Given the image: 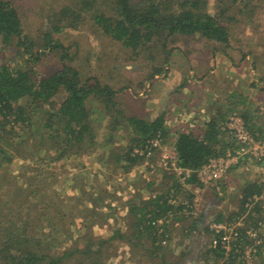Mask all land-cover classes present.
<instances>
[{"label": "trees", "instance_id": "trees-1", "mask_svg": "<svg viewBox=\"0 0 264 264\" xmlns=\"http://www.w3.org/2000/svg\"><path fill=\"white\" fill-rule=\"evenodd\" d=\"M216 1V12L213 13L209 9V0H73L72 4L63 6L51 16L58 17L53 25L56 31L67 26L79 28L89 22L111 40L122 42L135 54H141L158 48L160 44L167 48L169 38L177 35L228 45L232 36L230 24L238 21L240 14L247 12L249 5H237L239 0ZM0 38L4 47L16 49L26 61L40 60L43 54L41 51L34 52L35 43L24 30L20 11L10 0H0ZM45 45H50L51 49L62 47L59 41L50 38L45 39ZM24 53L31 56L25 57ZM246 56L243 54L242 57ZM161 72L163 69L158 67L151 77ZM61 93H64L63 99L56 101ZM117 93L115 88L96 78L83 81L79 70L67 63L46 76L40 75L34 67L26 70L0 65V166L6 160L20 158L15 153L7 152L4 147L2 140L11 139L9 144L18 148L36 141L39 148L33 155H38L41 163L45 159L54 160L57 152L55 160L60 161L79 154H90L98 146L105 150L107 147L109 154L100 158L107 165L131 171L142 164L149 150H156L154 138L164 137L167 132L163 115L146 119L136 114H125ZM89 100L99 102L101 110L109 117L107 129L110 132L117 131L120 126L127 132L126 147L117 146L112 134L98 141L99 119L91 117ZM244 106L237 113L244 119L245 126L256 140L264 138V129L257 128L249 105ZM35 114L42 115L41 119L34 118ZM224 121L223 115L213 116L204 122L205 126L200 127L202 130L199 133L195 129L177 133L174 142L176 164L192 170L189 176L186 177L184 172L176 176L165 172L160 177L163 180L160 181L162 186L153 188L159 182L147 175L142 186L148 190L146 196L141 194L143 188L137 185L132 190L134 193H128L126 187L121 188L122 195H118L120 199L123 200L122 196L127 194L121 205V211L126 210L123 219L127 222L131 218L126 229L118 226L108 238L94 236L92 232L95 225L111 228L114 208L109 203L106 207L110 211L105 212L104 206L100 202L97 205L98 201L92 198L89 201L93 205L88 207L91 217L89 225L86 227L81 223L84 229H89V234L85 235L86 245L81 247L79 244L72 246L71 243H64V249L58 252L56 238L50 237V233L43 230L40 220L42 212L39 210L43 209V205L32 204L27 199L24 215L18 218L17 224L12 220L15 222L14 229L9 221L0 222V264H105L106 259L109 260L113 255L110 245L114 240L122 238H126L132 252H146L145 255L153 261L147 264H189L190 261L182 258L177 262L169 260L168 249L174 241L170 236L171 226L176 221L187 220L186 209L190 212L195 209L192 206L194 195L183 190L187 184L192 188L204 185L196 170L212 158L228 157L235 153L231 149L235 147L236 141L229 134L228 119ZM17 126L21 129L29 128L26 138L19 133ZM46 141L51 142V148L44 146ZM140 151H144V154ZM248 155H244L245 158ZM251 158L255 159L254 156ZM263 190L264 182L260 179L246 181L242 187L239 209L229 214L228 209L217 212L212 223H226L234 228L235 234L228 243L222 241L224 229L212 228L211 224L199 229V232L204 231L211 236L204 244L207 262L245 264L238 259L244 256L249 246L256 249V254L261 253L258 248L264 245V201L256 200L255 197L260 196ZM116 191L119 188L107 194L113 197ZM184 192L188 195L187 202L179 198ZM205 214L202 211L195 217V226L204 221ZM158 258L160 261L157 263ZM136 261L139 264L145 262L142 257H137Z\"/></svg>", "mask_w": 264, "mask_h": 264}, {"label": "rangeland", "instance_id": "rangeland-1", "mask_svg": "<svg viewBox=\"0 0 264 264\" xmlns=\"http://www.w3.org/2000/svg\"><path fill=\"white\" fill-rule=\"evenodd\" d=\"M10 1L21 13L24 30L35 43L34 52L41 51L43 54L40 60L26 61L16 49L4 47L0 38V65L26 70L34 67L40 75L46 76L61 69L65 63L70 64L79 70L83 81L96 78L101 83L115 88L118 91L117 99L125 114H136L146 119L163 115L167 132L164 137L154 138L153 141L157 143L156 150H149L142 164L129 172L115 165H107L103 158H100L109 154L107 147L105 150L102 146H98L90 154H79L60 161L55 160L57 152L54 160L45 159L41 163L39 156L33 155L37 153L39 147L36 141L29 142L30 135L27 137L29 144H23L19 148L9 144L11 139L2 140L6 151L15 153L20 158L13 161L6 160L0 166V222L9 221V225L14 229L15 222L17 224L18 218L24 215L23 211L27 208L28 200L32 204L41 203L43 209L39 210L42 212L40 220L43 230L49 232L50 237L56 238L58 252H62L65 244L71 243L72 246L79 244L81 247L86 245L85 235L89 234V229H84L81 223L83 222L86 227L89 225L91 217L88 207L93 205L89 199H96L97 205L100 202L105 212L110 211L106 207L110 203L115 213L112 216L111 228L95 225L92 232L94 236L108 238L116 227L122 226L121 229H126L131 217L127 222L123 219L126 210L121 211V205L127 194L125 193L121 200L118 196L122 195L121 188L126 187L128 193H134L135 191L132 190L135 185L143 188L147 175L159 182L153 188L160 187L162 186L160 181H163L160 177L165 172L176 176L185 171V168L176 164V151L171 145L173 140L171 141L170 136L189 129H195L199 133L203 120L213 113L211 103L221 100V96L224 95L223 90L227 92L235 88L242 90L238 100L243 97L247 102L244 104L249 105L251 112L260 117L259 119L264 123V0H239L237 5L249 6L247 12L240 14L238 21L230 24L232 36L228 45L177 35L178 37L169 38L167 48L160 44L158 48L141 54H135L122 42L111 40L89 22L79 28L67 26L61 31L54 30L53 25L58 17L51 16L52 13L65 5L72 4L73 0ZM216 4V0H209V9L213 13L216 12ZM47 35L49 36L46 37ZM46 38L59 41L62 47L51 49L50 45H45ZM206 50L214 53L211 58L215 55L220 58L219 55H223L221 56L223 64L232 63L231 57L237 61L236 67L239 69L235 75L238 77L237 84L236 80H232L235 84H229L227 81L224 86L221 82L200 85L198 81L187 83L182 79L183 69H194L197 61L205 64ZM24 54L25 57L31 56ZM243 54H247L246 58H241ZM158 67L163 69V72L151 77ZM183 85L189 89H183ZM63 96L64 93H61L56 101H61ZM244 104L235 105L227 112L223 110L222 114L216 113V116L223 115L225 121L226 119L229 121L230 116ZM100 106L99 102L88 101L91 117L99 119L98 141L112 134L117 146L126 147L127 132L121 128L122 126L117 131L110 132L107 129L109 117L103 113ZM41 116L35 114L34 118L41 119ZM16 129L25 138L28 136L29 128L21 129L17 126ZM234 132L229 130L230 136L236 141L231 151L239 152L242 158L232 164L230 170L219 179L204 183L202 187L192 188L187 184L183 190L194 195L192 206L195 209L191 212L186 209L187 220L176 221L171 226L170 236L174 241L168 249L170 261L177 262L182 258L187 262L190 261L189 264H213L211 261L207 262L205 259L207 255L204 254V244L211 236L204 231L199 232V229L206 224H212L218 215L217 212L228 209L229 214L239 209L241 191L246 181L260 179L264 182V159L256 160L257 158H251V155L245 158V153H251L250 149L254 144L247 143L242 148H238L240 145ZM49 142L46 141L44 145L48 149L52 147ZM255 145L264 150V138L255 141ZM55 153L56 151L53 154ZM140 153L144 154V151ZM230 158L237 159L236 156ZM164 184L167 182L164 181ZM115 188H119V191L110 197L107 193L113 192ZM141 190V194L146 196L148 190L146 188ZM187 196L184 192L179 198L187 202ZM176 199L178 202V197ZM202 211L206 213L203 217L204 221L198 224L199 226H195V217H198ZM68 215H71L70 218L67 217ZM13 219L15 222L12 221ZM261 231L263 232L262 228ZM110 246L113 255L109 260L106 259L105 264H139L136 261L137 257H142L144 264L148 261V263L153 262L145 255L146 252H132L131 246L126 243V238L116 239ZM258 249L260 254H256V249L249 246L238 261L241 263L244 261L245 264H264V245ZM159 261L160 258L156 260L157 263Z\"/></svg>", "mask_w": 264, "mask_h": 264}, {"label": "crops", "instance_id": "crops-1", "mask_svg": "<svg viewBox=\"0 0 264 264\" xmlns=\"http://www.w3.org/2000/svg\"><path fill=\"white\" fill-rule=\"evenodd\" d=\"M213 54H214L213 52L206 50V52L204 53L205 64L197 61V64L194 66V69L193 68L183 69V71L181 72V76H183L182 79L184 81H187V83L198 81L200 85L202 84L206 85V84H209L210 82H213V83L215 82L216 84L221 82L222 85L224 86L225 82L227 81H229L228 82L229 84H235V82H232V80H236V84H237L238 77L235 75H237V72H239V69L236 67V65H238L237 61L231 57L232 54L230 53V57H231L230 60H232V63H225L227 65L223 64V59H221V56L223 55H219L220 58H218V55H215V57L211 58V55ZM200 85H199V88H200ZM184 88L185 90L189 89L188 87L183 85V89ZM223 91H224V95L221 96V100L216 103H211L213 113H211V116H209V118L208 117L205 118V120H203L204 122L210 120L211 118H213V116H216V113L222 114L223 110L227 112L229 111V108L233 106L235 107V105L247 103L243 99V97L240 100H238V98L241 97L240 91H242L239 88H235L233 91H230V92H227L226 90H223ZM213 109H215V111H213ZM259 118L260 117H257L254 115V123H256L257 128L264 129V123ZM201 126L204 127L205 123L203 125H200V127ZM262 134L264 135V132H262ZM170 138H171V141L173 140L171 145L174 146L176 135H171Z\"/></svg>", "mask_w": 264, "mask_h": 264}, {"label": "built area", "instance_id": "built-area-1", "mask_svg": "<svg viewBox=\"0 0 264 264\" xmlns=\"http://www.w3.org/2000/svg\"><path fill=\"white\" fill-rule=\"evenodd\" d=\"M237 112L238 111H235L230 116L231 119L228 121L227 126L229 130L233 132L235 131L234 132L235 136L237 137L239 145H240L238 148H242L247 143L249 144L253 143L254 147L250 149L251 153H245V154L254 156L257 159H263L264 150L261 147L255 145V141L257 140L253 137L252 133L247 129V127L245 126L244 119ZM156 144L157 143L153 141V145L157 146ZM233 156H236L237 159L230 158ZM239 158H241V155H239V152L238 153L235 152L233 155L228 156V157L221 156V157L212 158L210 159L208 163L204 164L201 168L196 170V173L200 181H202L203 183H210L212 180L219 179L226 172H228L232 164H235V162H237ZM182 172H184L185 175L189 176V174H191L193 171L189 169H185V171H182ZM183 179H185V177H183ZM255 199L259 201H264V190H263V193L260 196H256ZM211 227L215 229H224L225 232L222 237L223 243H226V242L228 243L233 238V235L235 234L233 226L226 224V223H212ZM253 235L256 236L255 233Z\"/></svg>", "mask_w": 264, "mask_h": 264}]
</instances>
